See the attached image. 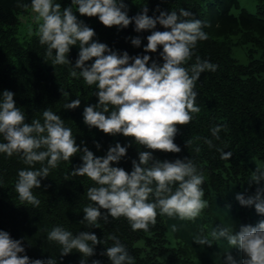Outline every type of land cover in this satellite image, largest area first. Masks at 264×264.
Returning <instances> with one entry per match:
<instances>
[{"label":"clouds","instance_id":"1","mask_svg":"<svg viewBox=\"0 0 264 264\" xmlns=\"http://www.w3.org/2000/svg\"><path fill=\"white\" fill-rule=\"evenodd\" d=\"M16 6L31 9L36 25L34 34L39 44L45 46L44 60H51L53 66H70L72 78H82L85 85L95 86L97 103L83 108V122L107 135L131 137L147 149L138 152V160L131 161V171L114 166L126 157L131 144L122 146L116 142L109 145L105 155L97 156L87 146L81 147L83 141L76 143L72 129L51 108L43 110L42 122L38 118L27 122L25 112L16 104L15 93L5 89L0 92V137L3 138L0 153L7 157L18 155L29 166L18 170L14 186L21 204L39 208L41 201L33 189L40 188L42 180L62 161L68 162L80 154L81 163L71 168L70 175L86 176L94 182L87 189L90 203L83 207L80 220L86 228H100V221L107 224L109 217H124L133 231L148 232L150 226L156 225L158 215L181 221L198 218L209 206L204 199L205 170L190 157L160 160L153 152L180 153L182 149L175 143L178 126L190 124L201 111L195 103L196 82L202 73L215 72L218 68L208 59L195 55L198 42L208 39L203 30L206 23L184 8L167 11L157 6L153 15H149L144 5L136 15L129 16L125 0H71L68 6L56 0H30V3L16 0ZM77 12L80 16L97 17L105 27L124 29L134 22L135 32H150L144 52L156 53L162 48L159 51L162 63L147 54L121 53L94 39L97 35L94 28L79 19ZM158 24L164 30H157ZM128 39L133 46H141L140 36ZM73 46L79 49L74 64L69 59ZM194 56V62L189 64ZM60 91L65 99L69 97L68 92L62 88ZM80 105L77 98L66 102L63 108L76 109ZM222 129L226 131L227 125L211 127L212 138L220 140ZM213 139L203 138L210 149L216 147ZM94 143L100 149V143ZM185 144L191 145L192 140H186ZM217 150L222 160L233 156L231 151ZM37 164L39 168L35 167ZM261 181H264V166L256 164L248 180L249 185H257L255 192L247 196L237 193L235 199L241 206L254 207L257 214L264 215ZM170 229L176 232L178 226L172 224ZM210 237L196 233L192 241L211 246L213 241L223 238L228 248H237L240 259L226 250L223 264H264V219L255 225L240 224L238 230L233 223L218 225ZM47 240L61 246V256L73 250L80 253L79 264H87V258L96 255V245L111 240V245L100 255L107 256L110 264H135L127 246L114 233L100 239L90 230L74 234L57 225L48 230ZM0 264H57V260L52 256L31 258L26 254L23 238L15 239L0 229ZM91 264L101 261L93 259Z\"/></svg>","mask_w":264,"mask_h":264},{"label":"trees","instance_id":"2","mask_svg":"<svg viewBox=\"0 0 264 264\" xmlns=\"http://www.w3.org/2000/svg\"><path fill=\"white\" fill-rule=\"evenodd\" d=\"M257 1L259 13L254 14L242 8L240 0H125L129 16L136 15L144 5L148 7L149 15H153L157 6L167 11L184 8L192 12L194 18L206 23L203 30L207 32L208 39L198 42L195 55L208 59L218 68L215 72L202 73L196 82L194 90L198 95L195 103L201 111L194 115L190 124L178 126L175 143L181 147L180 153L153 152L154 157L160 160L190 157L205 170L204 199L209 206L198 218L181 221L158 215L156 225L144 232L133 231L124 217H109L107 224L101 220L100 228L88 229L80 220L84 215L83 207L90 203L87 189L94 186V182L86 176L70 175L71 168L81 163L80 154L68 162L62 161L50 171L48 178L42 180L40 188L33 189L41 201L39 208H33L21 204L14 187L18 170L29 166L18 155L7 157L0 153V229L8 231L15 239L23 238L26 254L31 258L52 256L57 264H79L82 258L75 250L61 256V246L47 240L48 230L57 225L74 234L90 230L100 239L114 233L127 246L135 264H223L226 250L239 260V250L228 248L223 238L213 241L211 246H201L192 241V235L202 232L211 238L212 230L218 225L233 223L238 230L240 224L255 225L264 219V215L257 214L254 207L241 206L235 199L237 193L247 196L255 192L257 185H249L248 180L256 164L264 166V0ZM22 2L30 3V0ZM56 2L68 6L71 0ZM238 8L239 12L234 13L233 10ZM32 15L30 8H18L16 0H0V92L7 89L15 93L16 104L25 112L27 122L33 118L42 122L43 110L51 108L72 129L76 143L83 141L81 147L87 146L97 156L105 155L109 145L116 142L122 146L131 144L126 157L119 165H114L131 171V161L138 160V152L147 149L136 144L131 137L107 135L95 127L90 129L83 122V108L97 103L95 86L85 85L82 78H72L70 66H53L51 60H44L45 46L39 44L34 34L36 25ZM76 15L94 28L97 34L94 39L108 44L113 50L127 51L129 55L147 54L162 63L159 57L162 48L156 53L144 52L150 32H135L134 22L119 29L116 26L105 27L97 17L80 16L78 12ZM30 30L33 31L31 35ZM157 30L164 29L158 24ZM135 36L142 39L140 47L133 46L128 39ZM246 44L250 45V60L242 63L233 55V48ZM78 51V46H73L69 53L73 64ZM194 60L195 56L189 64ZM61 88L69 93L67 99L62 96ZM77 98L81 100L78 108H63L66 102ZM217 124L227 125V130L222 129L219 133L220 140L213 139L210 131ZM204 137L213 139L216 147L210 149L204 143ZM189 139L192 144L186 146ZM2 140L0 137V142ZM95 141L100 143V149L96 148ZM217 148L231 151L233 156L222 160ZM260 186H264V181ZM172 224L178 226V231H171ZM111 243L108 240L105 245H96V255L88 257L87 264H91L93 259H99L101 264H110L107 256L100 253Z\"/></svg>","mask_w":264,"mask_h":264},{"label":"rangeland","instance_id":"3","mask_svg":"<svg viewBox=\"0 0 264 264\" xmlns=\"http://www.w3.org/2000/svg\"><path fill=\"white\" fill-rule=\"evenodd\" d=\"M240 5L242 8H245L247 11H249L250 13H254L257 14L259 13V7H258V1L257 0H240ZM234 13H238L239 12V8L238 9H234L233 10ZM22 30L24 31V28H22ZM250 47V45L246 44V45H236L233 48V55L242 63H248L250 60L249 54H248V48ZM256 56H258L259 54L256 53Z\"/></svg>","mask_w":264,"mask_h":264}]
</instances>
